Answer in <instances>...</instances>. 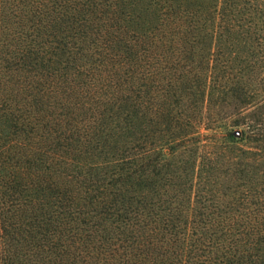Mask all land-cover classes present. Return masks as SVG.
Segmentation results:
<instances>
[{"label": "trees", "instance_id": "trees-1", "mask_svg": "<svg viewBox=\"0 0 264 264\" xmlns=\"http://www.w3.org/2000/svg\"><path fill=\"white\" fill-rule=\"evenodd\" d=\"M0 264H264V0H0Z\"/></svg>", "mask_w": 264, "mask_h": 264}, {"label": "rangeland", "instance_id": "rangeland-1", "mask_svg": "<svg viewBox=\"0 0 264 264\" xmlns=\"http://www.w3.org/2000/svg\"><path fill=\"white\" fill-rule=\"evenodd\" d=\"M239 132V129H234L233 130V135H234V133L235 132ZM200 133H206L205 132V130H200ZM219 135H218V143L217 144H219L220 143V145H221V148H226L227 146H226V144H228V142H227V140H225V139H223V135H222V133H218ZM239 135H240V133H239ZM239 135L237 136V137H239ZM236 137V136H235ZM236 137V138H237ZM230 144V143H229ZM224 146H226V147H224ZM253 146V144L251 143V142H247V143H245V142H237L235 145H231L230 147H232L233 149V152H230V154H229V156H231L232 158H234L235 156H238V155H240L241 154V151H240V149H246V150H250V148ZM245 156V155H244ZM244 156H242V157H244ZM250 155H247V157H245V158H247L246 160L249 162V163H252V162H254V161H252V159H249L248 157H249ZM237 158V157H236ZM238 158H240L239 156H238Z\"/></svg>", "mask_w": 264, "mask_h": 264}, {"label": "water", "instance_id": "water-1", "mask_svg": "<svg viewBox=\"0 0 264 264\" xmlns=\"http://www.w3.org/2000/svg\"><path fill=\"white\" fill-rule=\"evenodd\" d=\"M238 135H239V132L236 131V132L234 133V136L237 137Z\"/></svg>", "mask_w": 264, "mask_h": 264}]
</instances>
